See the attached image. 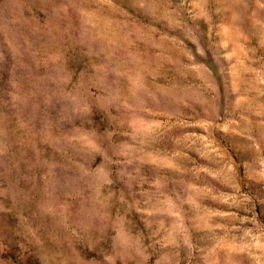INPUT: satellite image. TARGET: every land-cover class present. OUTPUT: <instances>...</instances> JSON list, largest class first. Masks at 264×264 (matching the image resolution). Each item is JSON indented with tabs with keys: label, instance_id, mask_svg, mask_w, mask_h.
Returning <instances> with one entry per match:
<instances>
[{
	"label": "rangeland",
	"instance_id": "1",
	"mask_svg": "<svg viewBox=\"0 0 264 264\" xmlns=\"http://www.w3.org/2000/svg\"><path fill=\"white\" fill-rule=\"evenodd\" d=\"M0 264H264V0H0Z\"/></svg>",
	"mask_w": 264,
	"mask_h": 264
}]
</instances>
